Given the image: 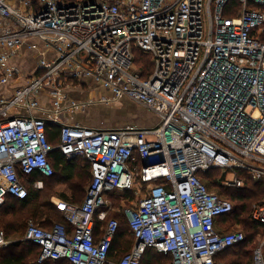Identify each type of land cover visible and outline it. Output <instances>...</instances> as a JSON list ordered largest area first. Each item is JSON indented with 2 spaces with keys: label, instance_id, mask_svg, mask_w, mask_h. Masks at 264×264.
<instances>
[{
  "label": "built area",
  "instance_id": "built-area-1",
  "mask_svg": "<svg viewBox=\"0 0 264 264\" xmlns=\"http://www.w3.org/2000/svg\"><path fill=\"white\" fill-rule=\"evenodd\" d=\"M263 5L264 0H0V205L8 195L28 196L19 171L54 173L48 122L59 126L57 148L67 158L80 156L92 165L82 203L53 197L70 229L29 221L24 238L41 246L39 261L141 264L152 247L171 257L167 264H226L216 257L246 234L219 230V218L234 203L199 173L218 167L227 172L223 184L237 188L245 184L241 170L264 179ZM136 49L151 56L149 77L136 66ZM27 51L35 54L28 75L12 63ZM84 80L110 92L98 101L126 97L153 111L158 123L95 128L69 122L95 103L68 95ZM136 189L138 203L124 208L135 243L112 262L120 221L111 217L99 233L96 212L111 207L107 191ZM251 218L264 224V198ZM6 243L0 231V245ZM252 264H264V240Z\"/></svg>",
  "mask_w": 264,
  "mask_h": 264
},
{
  "label": "trees",
  "instance_id": "trees-1",
  "mask_svg": "<svg viewBox=\"0 0 264 264\" xmlns=\"http://www.w3.org/2000/svg\"><path fill=\"white\" fill-rule=\"evenodd\" d=\"M264 8V5H263ZM231 11V10H230ZM227 15H230L226 11ZM232 15H238L232 13ZM135 62L138 68L143 71V77H149L153 70L151 56L139 49L135 50ZM47 136L49 142L54 146L49 153L50 162L54 168L51 176H45L40 172L24 174L19 171L22 181L28 188L26 198H17L8 195L4 204L0 205V231L4 232L5 238L11 234L18 237L26 233V224L29 217L45 228H52L56 223L63 224L70 229V224L63 211L51 200L54 195L53 187L59 183L67 185L69 193L63 191L59 196L74 203H81L85 199L87 188L92 180V165L89 160L77 156L67 158L57 145L60 142L59 126L47 123ZM200 177L207 183L210 189L218 187L219 193L231 199L234 203L233 210L219 218V230L226 231L230 225L241 223L246 227V239L220 253L216 258L226 264H252L251 253L253 252L254 242L260 233H264V224L255 222L251 218L252 210H247L248 204L256 199H260L264 194V179L251 182L252 175L245 171H239V175L245 179L244 186L234 187L223 184L227 172L218 167H213L206 172H200ZM40 180L43 183L41 188H35L34 182ZM213 190V189H212ZM113 191V190H110ZM107 191L106 194H108ZM122 197L129 199L132 190H123ZM112 194L109 193V195ZM114 199L118 198L116 192L111 195ZM125 207V206H124ZM110 206L99 208L96 212L97 232L106 225L108 219L116 217L120 221V226L113 240L109 251V259L118 262L128 253L135 243V236L130 228L124 208L122 212L109 211ZM108 210L106 216L101 217L102 211ZM55 218L58 221H52ZM41 246L25 239L11 241L7 246L0 247V264H70L67 259H46L39 261ZM122 254V256H121ZM120 255V256H119ZM171 260L169 255L156 251L154 248H147L141 264H167Z\"/></svg>",
  "mask_w": 264,
  "mask_h": 264
},
{
  "label": "rangeland",
  "instance_id": "rangeland-1",
  "mask_svg": "<svg viewBox=\"0 0 264 264\" xmlns=\"http://www.w3.org/2000/svg\"><path fill=\"white\" fill-rule=\"evenodd\" d=\"M34 55L35 54H33L32 51H27L24 54H19V55L12 57V63L17 65L21 72L28 75L33 72V68L35 67ZM136 66L138 68L137 64ZM91 84L92 83H90V85ZM98 90L100 91V89ZM4 92H5L4 88L0 86V96ZM100 96H102L101 93H100ZM95 102L96 104L95 105L93 104L95 107L93 105L89 107L91 108L93 106L91 108L92 110L90 109L89 115H92V119H97L95 120V122L99 121L100 124L104 126V128H114V127L123 126L126 124H137L138 125L141 123L139 117L136 119V117L141 114L140 112L141 109L139 107L140 105L138 104L134 105L127 100H121V99L117 100L116 102H112V103H105V102H100V101H95ZM89 108H87L86 110H88ZM39 114L43 115L42 113H39ZM255 180H261V179H255L253 177L252 179H250L251 182H254ZM245 184L247 186V182ZM212 189L215 191H219L218 187H212ZM53 191L55 192H54V195L51 196V200L54 196L62 199V197L59 196L60 192H63V191L70 192L67 188V185L64 183H59L57 185H54ZM111 192L112 194L113 192H116V195L118 194L119 197L114 199L111 196L112 194L109 195V193ZM123 193H124L123 190H113V191L108 192V194H106L111 204V207H110L111 209H109V211L118 212L120 210V212H122L123 208L125 207H133L138 203L139 197L141 196L138 189L134 190L132 195H129L128 197L129 199L127 198L124 199V197H122ZM263 198H264V194L260 199L254 198V200L248 204L247 210H252L253 206L257 202H260ZM62 215L64 216V214ZM30 220H34V219L31 217L27 219L26 230H27L28 223ZM52 221L55 222L58 220L53 218ZM229 229H234V230L240 229L244 231L245 233L247 231L246 227H244L243 224L241 223L230 225ZM24 237H25L24 235H22L21 237L20 236L18 237V235L16 234H11L10 236L6 237L7 243L0 245V247L7 246L11 241H18V239H25ZM262 240H264V233L263 234L260 233L254 242L253 252L251 253V257H250L252 262H253L254 250L256 247H258L262 243Z\"/></svg>",
  "mask_w": 264,
  "mask_h": 264
},
{
  "label": "crops",
  "instance_id": "crops-1",
  "mask_svg": "<svg viewBox=\"0 0 264 264\" xmlns=\"http://www.w3.org/2000/svg\"><path fill=\"white\" fill-rule=\"evenodd\" d=\"M90 83H91L90 80H84L83 82H81L79 84H76L75 86H71L67 90L69 97L72 98V99H76L78 101H87V100H90V99L98 101L99 98L101 97L100 93L102 95L103 94L110 95V92L106 91L105 89H101V88L95 87L94 84L90 85ZM98 89H100V91ZM97 91H99L100 93L97 92ZM121 100H127V101L131 102L134 105L138 104V103L126 98V97L121 98ZM42 101H43V105L44 106H48L50 104V101H49L47 96H44ZM116 101H113V102H116ZM95 104H96V102L94 103V105ZM138 105H140V104H138ZM139 107L141 109V111H140L141 114L139 116H137L136 119L139 117L141 123L138 124V126L151 127V126H154V125H156L158 123V117L153 111H151V110H149V109H147V108H145L144 106H141V105ZM91 108H89L86 111H82V112H78L77 114L74 113L73 115H70L69 116V122H79V123H81L83 125L90 126V127L104 128V126H102L99 121L95 122V120H97V119H92V115H89V112H90ZM67 193H69V192H67ZM54 198H58V197L54 196ZM52 201H53V198H52ZM228 230H231V229H228Z\"/></svg>",
  "mask_w": 264,
  "mask_h": 264
},
{
  "label": "bare ground",
  "instance_id": "bare-ground-1",
  "mask_svg": "<svg viewBox=\"0 0 264 264\" xmlns=\"http://www.w3.org/2000/svg\"><path fill=\"white\" fill-rule=\"evenodd\" d=\"M257 146H259L258 144L255 146L257 148Z\"/></svg>",
  "mask_w": 264,
  "mask_h": 264
}]
</instances>
